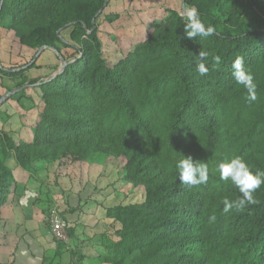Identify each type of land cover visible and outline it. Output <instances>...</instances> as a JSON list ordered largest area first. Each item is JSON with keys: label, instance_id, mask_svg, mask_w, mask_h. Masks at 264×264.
<instances>
[{"label": "trees", "instance_id": "obj_1", "mask_svg": "<svg viewBox=\"0 0 264 264\" xmlns=\"http://www.w3.org/2000/svg\"><path fill=\"white\" fill-rule=\"evenodd\" d=\"M108 2L3 0L0 19L10 22L17 45L55 49L68 62L36 88L43 110L32 141L16 144L4 136L6 148L23 168L57 163L71 172L96 157L113 161L117 181L141 196L107 210L110 227L99 238L95 264H264V184L253 193L257 203L226 213L223 201L242 194L216 171L218 163L241 157L253 173L264 172V0H180L216 32L189 40L183 18L166 10L146 39L113 65L96 23ZM68 28L70 43L61 37ZM60 44L75 54L69 58ZM199 51L208 53L203 61ZM238 56L257 85L255 101L232 76ZM201 62L206 76L197 71ZM6 148L0 154V264H12L13 253L5 256L1 248L19 226ZM184 156L207 164L206 184L180 182L176 162ZM57 244L43 264H62L66 245Z\"/></svg>", "mask_w": 264, "mask_h": 264}, {"label": "rangeland", "instance_id": "obj_2", "mask_svg": "<svg viewBox=\"0 0 264 264\" xmlns=\"http://www.w3.org/2000/svg\"><path fill=\"white\" fill-rule=\"evenodd\" d=\"M166 10L176 11L182 17L181 13L185 9L180 0H109L107 7L96 19L102 52L108 63L116 64L137 43L145 40L152 22L162 19L166 15ZM111 16L115 19L111 18V22H107L106 19ZM247 17L254 18L251 13H248ZM5 21L0 19V29L4 26L10 36L13 34L7 27L10 22ZM70 33L69 28L61 32V37L69 43ZM59 47L69 58L75 54L70 47L62 44ZM42 50L44 51L42 57L38 59L39 50H35L29 62H34L37 58L36 62L43 66L42 62L46 63L51 58L53 61V57H56L54 68L43 72L44 75L54 73L60 67L58 57L46 49ZM32 65L41 70L36 63ZM42 110L43 104L37 92L29 91L27 88L25 94L20 91L15 93L11 108L1 110L0 114V154L3 153L2 146L6 148L4 136L11 138L16 144L21 141H32V129L38 124ZM7 150L10 155L3 159L4 165L12 170L17 183V199L20 203L26 199L32 203L41 217L43 228L49 223L48 216L52 209L56 208L60 213H73V216L66 218L68 221L66 240L54 238L50 227H47V235L51 241L66 245V248L61 250L62 255L65 253L61 263L95 264L91 259L96 258L102 251L99 238L110 227L107 210L118 205L138 203L141 196L132 193L123 183L117 181V167L113 161H104L96 157L91 166L83 169L77 167L71 172L61 170L57 163L35 162L30 168H23L13 152ZM23 195L25 200L21 199ZM36 236L40 238L39 234ZM9 240L8 245L12 244V240ZM73 252L77 253L75 257ZM52 255L53 253H49L46 258Z\"/></svg>", "mask_w": 264, "mask_h": 264}, {"label": "crops", "instance_id": "obj_3", "mask_svg": "<svg viewBox=\"0 0 264 264\" xmlns=\"http://www.w3.org/2000/svg\"><path fill=\"white\" fill-rule=\"evenodd\" d=\"M0 30L1 114V110L11 108L13 96L15 95V93H17V91H20L22 93L24 92L25 94L26 89L29 88V91L33 90L34 92H36V87H38L42 81H46L53 75V72H51L50 74L47 73V75H44L43 72H48L47 69L51 70V68H54L53 64H55L57 58L53 57V61L51 58L46 63L42 62L43 66L36 62L38 61L37 58L34 62H29L35 50H28L17 45L14 42V32L9 36L8 32H6V29H4V26L3 29ZM48 51L52 52L51 50ZM43 54L44 51L41 50L38 59L42 57ZM52 54L55 56L53 52ZM33 63H36L37 66H40L41 70H37L36 68H34L32 65ZM33 80H38V82L31 85L30 82ZM19 83H23V85L18 86ZM24 196L25 195H23L21 199L23 198L25 200ZM17 208L19 209L17 210ZM14 212L16 223H18L19 226H17L16 230L15 228H13V233H15V235L8 238L12 240L13 245L10 242V244L8 245L6 240V243H3L4 246L1 248V253L5 256L6 254L10 255L11 253H13L14 256L12 259V264H43L44 259L49 253L54 254L56 252V250L58 249V244H55L54 241H51V239H49L47 235V227L43 228V226L41 225L42 221L40 215L37 214L38 212L35 211L32 203L28 202L27 199L25 202L23 201L21 203L17 199ZM28 213H30L31 215H28ZM61 214L65 219L67 218V216H73V213ZM36 234H39L40 238H38ZM64 254L65 253H63L62 255L61 253V257H63Z\"/></svg>", "mask_w": 264, "mask_h": 264}, {"label": "clouds", "instance_id": "obj_4", "mask_svg": "<svg viewBox=\"0 0 264 264\" xmlns=\"http://www.w3.org/2000/svg\"><path fill=\"white\" fill-rule=\"evenodd\" d=\"M181 15L184 20L186 36L189 40H193L197 36L204 38L211 37L216 32L214 26L209 25L207 28L205 27L195 8H186ZM207 56L208 53L205 51H199L198 53V58L201 61L206 59ZM213 59L216 65L221 63L219 56H215ZM231 68L236 84L246 90L248 100L255 101L257 99V85L254 83L252 74L244 68L243 57H236ZM197 71L201 76H206L209 70L205 66V63L201 62L197 66ZM176 169L178 170V178L184 185L190 187L198 186L206 184L209 180V168L207 164L201 161H194L191 156H184V158L179 159L176 162ZM216 171L219 173L221 180H230L239 193L242 194L240 198L234 201L225 199L223 201L224 212L227 213L233 208L242 210L248 205L257 203L253 193L264 184V172L256 171L253 173L241 157L233 158L229 162L218 163Z\"/></svg>", "mask_w": 264, "mask_h": 264}, {"label": "built area", "instance_id": "obj_5", "mask_svg": "<svg viewBox=\"0 0 264 264\" xmlns=\"http://www.w3.org/2000/svg\"><path fill=\"white\" fill-rule=\"evenodd\" d=\"M51 235L58 240H66L68 225L60 215L59 210L52 209L49 213Z\"/></svg>", "mask_w": 264, "mask_h": 264}, {"label": "water", "instance_id": "obj_6", "mask_svg": "<svg viewBox=\"0 0 264 264\" xmlns=\"http://www.w3.org/2000/svg\"><path fill=\"white\" fill-rule=\"evenodd\" d=\"M2 4H3V0H0V9H1V7H2ZM184 8V7H183ZM42 49H48V48H46V47H44V48H40L39 49V53L41 52V50ZM48 50H51L57 57H58V59H59V61H60V67L53 73V75L49 78V79H47L46 81H48V80H51V79H53L55 76H57V75H59L64 69H65V67L67 66V64H68V62H66L65 61V59L61 56V54L57 51V50H55V49H48ZM39 53H38V55H39ZM37 55V56H38ZM8 96V95H7Z\"/></svg>", "mask_w": 264, "mask_h": 264}]
</instances>
